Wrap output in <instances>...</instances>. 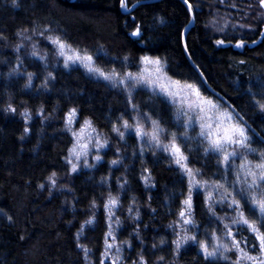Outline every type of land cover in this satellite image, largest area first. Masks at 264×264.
Listing matches in <instances>:
<instances>
[{
    "label": "trees",
    "instance_id": "16d2710c",
    "mask_svg": "<svg viewBox=\"0 0 264 264\" xmlns=\"http://www.w3.org/2000/svg\"><path fill=\"white\" fill-rule=\"evenodd\" d=\"M127 1L129 9L147 3L125 14L121 0H0V264H102L110 198H119L117 236L130 245L124 253L126 264L141 263V258L145 264L235 261L233 251L228 259H205L196 243L180 252L175 249L173 225L189 185L167 152L142 144L134 133L124 132L123 125L136 110L164 129L160 145L173 143L171 133H176L174 143L191 169L202 173L199 180L223 184L218 190L231 199L240 200L237 193L245 187L241 178L237 181L239 166L259 163L257 154L238 158L227 180L221 179L222 159L212 153L205 156L207 144L198 143L201 123L195 115L185 113L177 120V108L159 95L137 90L129 98L124 90L88 77L82 69L67 71L52 40L59 37L92 56L104 72L119 76L141 72L144 57L157 59L173 81L195 86L230 112L208 93L186 56L183 38L191 10L195 25L186 42L193 64L264 139V22H251V30L240 33L212 28L224 7L251 12L248 5L255 0H187L188 6L180 0ZM137 29L140 35L135 37ZM72 109L108 140L109 148L93 171L71 174L66 164L72 137L64 121ZM192 116L194 128L180 126ZM248 135L250 147L264 152V144L249 129ZM147 174L153 187L142 183ZM193 205L197 240L215 245L218 236L225 242L224 225L210 215L203 193H195ZM241 205L249 221L259 223L244 200ZM80 245L89 251L88 259Z\"/></svg>",
    "mask_w": 264,
    "mask_h": 264
},
{
    "label": "snow or ice",
    "instance_id": "6c2138e0",
    "mask_svg": "<svg viewBox=\"0 0 264 264\" xmlns=\"http://www.w3.org/2000/svg\"><path fill=\"white\" fill-rule=\"evenodd\" d=\"M187 3V0H185ZM16 3V0H13V4ZM261 3L264 4V0H261ZM121 6L124 7V0H121ZM189 8H191V5H189ZM134 36H139L140 31L137 29L136 32L132 33ZM52 43L56 44L60 50V55H65V48L71 49L70 45H65L59 37L52 40ZM218 43L222 44L223 41H218ZM241 45L238 44L237 47H240ZM35 55V53H34ZM143 60L148 63H155L157 66H159L160 61H151L149 57H144ZM69 62L75 64V63H82L90 73H96L98 77H102L104 80H111L115 81L117 78V74L115 72H112L110 75H105L103 71L99 70L98 68L93 66V57L92 56H81L78 53L75 55H68L65 62V67L68 66ZM157 71H160V68L157 67ZM31 79V77H29ZM128 81H135L137 80L136 77L132 76L131 74H128L127 76ZM119 83H124L123 80H119ZM140 83H147V81L140 80ZM179 83V82H177ZM155 90V85L153 86ZM189 89H192L194 92V95L196 97H200L201 93L199 89H195L193 85H187ZM160 88L162 91L159 93L164 98V102L170 105H176L180 101L177 100L176 94L168 91L166 88H164L163 85H160ZM211 103V102H209ZM264 108V105L261 106ZM188 108L191 111H203V108L197 105L195 108H193L192 104L189 102ZM11 111H15V109H11ZM183 109H178V115L177 120H180V118L184 115ZM27 115V113H25ZM76 116V110L73 109L67 117V124L69 125V130H71V124L74 121V118ZM145 119H148L147 116L144 117ZM235 120V122H233ZM226 121V123H225ZM153 125L155 126V131L151 136V142H155V146L159 147L162 151H168L169 148L171 149V152L176 155V164L180 166L181 168H184L189 176H192V170L190 168H187L186 164H183L182 161H186L187 157L183 155L181 152L180 147H178L174 141L177 139L176 133H171L173 143L171 145H160L159 143V136L161 133L164 132V129L159 126L158 121H153ZM195 117H190L188 124L181 123V127L188 128V127H195ZM91 127V121H85L84 122V128L80 130L79 133H73V136L77 138V144L70 150V156H74L77 161H79L81 155L87 154L88 145L87 144H81L80 143V137L82 136L84 130L86 128ZM123 127L125 129H129L132 126L128 124L127 121H125ZM28 129H25V132H27ZM94 131V129H93ZM114 131L120 133L119 128H114ZM135 132L138 136L141 138L147 137L148 133L143 131V129L140 126H137L135 128ZM121 136H123V133H120ZM184 136L187 139H191V137L187 136V133H184ZM146 143H149L150 141H145ZM98 143V147H104L105 143ZM186 143V141H185ZM198 143H206L207 147L204 149V154L207 156L209 153H212L216 156L217 160L219 161L220 155L223 154V159L220 161V164L223 165V170L221 173L220 178L227 180L228 174L231 172V170L235 169L237 167L236 161L238 158H243L246 154L252 153L257 154V158L259 159V163L255 164L254 166H248L250 165V162H248L246 165H240L241 170L246 171V176L244 179V183L246 187L239 189L238 195L240 196V200L232 199L229 201L226 196L221 194V199L219 201H216L213 199L212 194L209 193L208 195V201L209 203V212H212L213 216L218 220H223L224 217H218L216 216L214 212V208L216 204H220L222 207L226 204L228 209H230L232 212H239V216L232 217L231 223L232 225H239L240 227L237 228L236 233L232 231V228L229 224H224V229L226 231L223 232V235L225 237L230 238L229 242L224 243L220 242V237H214V239L217 240V243L215 245H211L210 241H199L197 240L196 236L191 237H184L183 242L186 243L188 240L193 241L194 243L198 244L201 252L204 255L205 259H228L227 256H224L223 254L225 252L234 251L238 253L236 260L234 261V264H241L242 261L250 262V264H264V152L257 153V150L250 147L251 139L248 135V129L246 125L242 124L240 122V119L238 116L234 117L233 113L229 112L225 116L224 121H216L214 123H201L200 124V132H199V140ZM235 145L236 149L229 152L227 151V148L229 146ZM77 147L85 150L83 152L77 151ZM238 149H244L245 152H240ZM97 160H100V156H96ZM70 164H72V171L75 172L77 170L78 165L76 163H72V160L69 159L68 161ZM117 163V161H113V164ZM219 167V165H218ZM255 168L256 171H253L252 168ZM53 177L55 176V173L52 174ZM197 175H202V173H197ZM247 177H251V183L249 184L247 182ZM52 184L55 185V180L52 179V177H49ZM239 176L237 177V181H239ZM235 183V182H233ZM207 184V182H205ZM217 189L223 188V184H218L215 186ZM199 190V189H197ZM252 190H258L260 196H249L248 193ZM241 200H244L245 203L249 205V215L253 217L255 221H258L259 223H250L249 219L245 217L244 209L241 206ZM117 200L115 198H110L108 201V204L105 206L109 209V212L111 213V208L116 206ZM184 204L187 207V214L190 215L191 208H192V198L191 196L188 197L184 201ZM179 216L182 219L183 224L185 225H191L193 229L197 227L194 220L186 217V211L181 210L179 213ZM111 218V215L110 217ZM87 223H92L91 220H89ZM249 232L251 234V242L248 237L243 235V232ZM240 235V239H237L236 236ZM112 236V232H108V237ZM176 247L179 250L181 247V240L178 239L176 242ZM231 245V247L229 246ZM250 245V248L252 250L257 251V255H250L249 251L246 250ZM113 247L111 243L107 242L106 238V256L107 252ZM212 248L210 251L209 248ZM85 252V255H87L88 250L86 248L83 249ZM119 249H117V255L112 260V264H119L120 257L118 255ZM141 264H143V260L141 258Z\"/></svg>",
    "mask_w": 264,
    "mask_h": 264
},
{
    "label": "rangeland",
    "instance_id": "374dc122",
    "mask_svg": "<svg viewBox=\"0 0 264 264\" xmlns=\"http://www.w3.org/2000/svg\"><path fill=\"white\" fill-rule=\"evenodd\" d=\"M250 1L253 2V0H250ZM248 7H249V11H251V12H246L245 11L246 9H243L242 7L240 8V6L239 7H224L225 12L223 14L218 13L217 17L214 18L215 20L212 23V28L218 32H224L225 30L227 31V30L232 29L233 31H236V30L239 31V33H240V32H244V31H250L251 30L250 24H252L253 22H262L263 23L264 22V4L261 3V0H255V2L252 5L253 8L250 7L249 5H248ZM241 13L244 14L245 16H240ZM238 18H240V21L236 20V22H235V19H238ZM263 33H264V29H263ZM52 44L57 49L58 57H59V59H61L62 67L64 69H66L67 71L70 69H73V68L82 69L83 72L88 77H91V78L99 80V81L102 80V81L106 82L111 87H115V88L124 90L125 94L128 95L129 98H132V96L134 95V93L137 90H147L153 95H159V93L162 91V89L160 88V85H163L164 88H166L168 91L176 94L177 100L180 101L179 103L174 105V107L177 108V110L183 109L184 113L189 114V112H190L191 114L195 115V117L198 118L199 123H206L207 124V123H214L218 120L224 121L226 114L229 113L228 110L221 108L212 99H209V98L203 96L202 94L200 95V97H196L194 95L193 90L189 89L187 87V85H183V84L176 83L175 81H173L169 76H167V74H165L164 65H162L161 63L159 64V66H157L155 63H148V62H145L143 60L142 65L144 67H143L142 71L139 72L138 74H134V75L131 74L132 76L137 78V80H135V81H128V79H127L128 74L123 75V76H119L117 74V78L115 81L104 80L102 77H98L96 73H90L88 71V69L82 63L78 62V63L73 64V63L69 62L68 66L65 67V62H66V58L68 55H75L77 53L81 56H88V55L83 54L79 51L77 52L72 47H71V49H68L66 47L65 48V55L61 56L58 46L54 43H52ZM156 60L157 59L151 60V61L154 62ZM92 63H93L94 67L98 68L95 65L94 58H93ZM157 67L160 68L159 72L157 71ZM98 69L103 71L100 68H98ZM104 74L110 75L109 73H106V72H104ZM141 79L144 81H147V83H140ZM119 80H123L124 83H119ZM154 85H155V90L153 87ZM194 88L197 89L195 86H194ZM159 96L162 97L161 95H159ZM189 102L192 104L193 108H195L197 105H199L200 107L203 108V111H191V110H189V108H188ZM209 102H211V103H209ZM72 110H70L69 113ZM68 114L65 117L64 124H65L66 133L72 137V143H71L72 146L68 150V153L66 155L67 156L66 164L69 167L71 174L83 173L84 171H93L102 162L104 151H106L109 148L108 140H107L105 135H103L102 133H100L97 130V128L94 126L93 122H91V127L86 128L84 130L82 136L80 137V143L88 145V149L86 150L87 154L81 155L79 161H77L74 156H70V150L77 144V138L73 136V133L74 132L79 133L80 130L82 128H84V122L89 121V120L80 119L78 112H76V116L74 118V121L70 126L71 130H69V125L67 124ZM133 115L134 116L131 118V120L127 121L128 124H130L132 127L129 129H125L123 127L124 132L134 133L139 142L146 145L147 147L149 146L150 148L157 149L158 147L155 146V142H151V136L155 131V126L153 125L152 121L149 119H145L144 116H140L139 113L136 112V110H133ZM26 116L30 117L28 113ZM26 122H28V121H26ZM233 122H235V120ZM225 123H226V121H225ZM137 126H140L143 129V131L147 132L148 136L144 137V138H141L140 136H138L135 132V128ZM93 129H94V131H93ZM98 141H99V143H105L106 142L105 146L104 147H98V143H97ZM145 141H150V142L146 143ZM159 143H161L160 136H159ZM171 143L172 142H170L167 145L170 146ZM235 147H236L235 145L229 146L227 148V151L231 152V151L235 150ZM77 151L83 152L85 150L77 147ZM165 152H167L169 154V156L172 158V162L174 163V166L176 168H178L180 170V172L183 173V175L186 178V182L189 185V192H188V196L186 197V199H188V197L191 196L192 208H191L190 215H188L187 214V207L183 202V209L182 210L186 211V217L185 218H190V219L194 220V222H195L194 205H193V196L195 195V193L200 192V193H203L205 195V203L207 204L208 209H209V203H210L208 201L209 193L212 194L213 199L216 201H219L221 199V194H223V193H221L215 187V185H212L209 183L205 184V182H201L197 176V173L194 172L193 169H191L189 162H188V159L186 161H182V163L186 164L187 168H190L192 170V173H193L192 176H189L184 168H181L180 166H178L176 164L175 161H176L177 157L175 154H173L171 152L170 148L168 151H165ZM181 152L183 153V151H181ZM183 155L185 156L184 153H183ZM96 156H100V160H97ZM220 157H221V159H223V154H221ZM69 159L72 160V163H76L78 165L77 170L75 172L72 171V164H70L68 162ZM248 166H250V165H248ZM252 170L256 171V169L254 167L252 168ZM245 176H246V171L241 170L239 178H241L242 184L246 187V185L244 183ZM251 179H252L251 177H247V182L249 184L251 183ZM142 183H143V185H145L146 188L154 186L152 184V179H151V176L149 174H147L146 176H144L142 178ZM197 189H199V190H197ZM251 192H252V196H256V197L260 196L258 190H252V191H250V193ZM224 196H226L229 201L232 200L227 195H224ZM260 198H264V197H260ZM115 199L117 200V204H116V206L111 208V213L109 212V209L106 208L107 209V219H108V232L109 231L112 232V236L108 237V234H107L106 238H107V242L111 243L113 245V247L107 252V256H106V243H105L104 255L102 256V259H101L102 264H112V260L117 255V249H119V253H118V255L120 257L119 264H126L124 253L127 250H129V246H130L129 244L123 243V242L118 240L117 235L119 233L120 219H118L116 217V212L118 211L119 198H115ZM107 204H108V202H107ZM217 209L222 210L223 216L220 214H217V212H216ZM214 212H215L216 216L224 217L223 220H220L221 223L223 225L229 224L230 227L232 228V231L234 233H236L237 228L240 226L239 225H232L231 218L234 216L238 217L239 216L238 211L232 212L230 209H228L226 204L223 207L220 204H216V206L214 208ZM209 213H210V215L213 216L212 212H209ZM110 215H111V218H109ZM245 217L247 218L246 214H245ZM197 228H198V226L195 229H193L191 227V225L183 224L182 219L179 216L177 223L173 225V233H174V236L176 238L175 242L178 239L181 240V247L179 248V250L177 249L176 243H175V249L178 252L185 249V247H188L189 245L194 244V242L191 240H188L186 243H184L183 238L195 236ZM224 231H226V230L224 229ZM243 235L248 237V238L251 237V234L247 231L243 232ZM236 238L240 239V235H237ZM229 239L230 238L224 236V241H225L224 243L229 242ZM249 240H250V238H249ZM250 242H251V240H250ZM229 246L231 247V245H229ZM80 247L82 248L81 245H80ZM82 250H83V248H82ZM246 250L249 251L250 255H257L258 254L256 250H252L250 248V245L248 248H246ZM228 253H231V251L225 252L223 255L228 257ZM233 253L235 254V257L237 258L238 253H236L234 251H233ZM88 255H90L89 251L87 252L86 259H88ZM236 258H235V260H236ZM138 264H141V263H138ZM143 264H145V263L143 262ZM241 264H250V262L242 261Z\"/></svg>",
    "mask_w": 264,
    "mask_h": 264
},
{
    "label": "water",
    "instance_id": "95a60500",
    "mask_svg": "<svg viewBox=\"0 0 264 264\" xmlns=\"http://www.w3.org/2000/svg\"><path fill=\"white\" fill-rule=\"evenodd\" d=\"M184 5H187V3L184 1V0H180ZM125 2V6L122 8V12H124L125 14H131V12L138 6H140L141 4H144V3H147V2H141V3H138L136 4L135 6L131 7V9L128 8V1L127 0H124ZM188 6V5H187ZM190 10V8H189ZM190 13H191V23H190V26L189 28L186 30V34L184 35V38H183V42H184V49H185V53H186V56L190 62V64H192L193 68L195 69L196 73L199 74L200 76V79L202 81V84L204 85V87L206 88V90L208 91L209 94L213 95L214 97H216L221 103H223L225 106L228 107V109L230 110L231 113H233V115L236 117L238 116L239 119H240V122L244 125H246V127L249 129V131L255 136V137H258V139L264 144V139L262 137L259 136V134L256 132V130H254L252 128V126H250L247 121L245 120V118H243L239 113L238 111L235 109L234 106H232L228 101L227 99L223 96V95H220L218 94L210 85L207 84V81L204 77V75L201 73V71L199 70V68L196 67L195 64H193L192 60H191V57H190V54L188 53V49H187V42H186V37H187V34L189 32V30L195 25V20L193 19V13L192 11L190 10ZM137 37V36H135Z\"/></svg>",
    "mask_w": 264,
    "mask_h": 264
}]
</instances>
